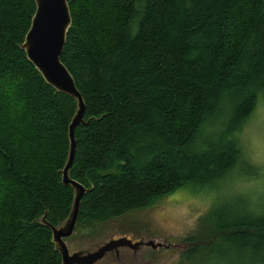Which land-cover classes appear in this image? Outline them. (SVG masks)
Wrapping results in <instances>:
<instances>
[{"label":"trees","instance_id":"trees-1","mask_svg":"<svg viewBox=\"0 0 264 264\" xmlns=\"http://www.w3.org/2000/svg\"><path fill=\"white\" fill-rule=\"evenodd\" d=\"M68 2L61 59L87 122L75 130L70 171L90 189L78 224L183 188L228 193L230 178L255 174L241 133L264 95V0ZM35 11L34 0H0V264H62L41 219L60 225L74 199L62 170L77 100L48 84L22 47ZM219 200L182 264L228 237L264 248V202Z\"/></svg>","mask_w":264,"mask_h":264},{"label":"rangeland","instance_id":"rangeland-1","mask_svg":"<svg viewBox=\"0 0 264 264\" xmlns=\"http://www.w3.org/2000/svg\"><path fill=\"white\" fill-rule=\"evenodd\" d=\"M241 143L245 159L256 167L255 174L230 178L231 174L225 192L245 195L253 204L264 202V95L242 130ZM228 193L195 194L179 189L152 207L107 221L77 224L66 242L72 251L95 250L111 238L126 237L130 245L108 252L97 264H182L190 235L197 231L201 217ZM139 243L144 245H135ZM249 243L219 239L209 253L184 264H264V248L255 250Z\"/></svg>","mask_w":264,"mask_h":264},{"label":"water","instance_id":"water-1","mask_svg":"<svg viewBox=\"0 0 264 264\" xmlns=\"http://www.w3.org/2000/svg\"><path fill=\"white\" fill-rule=\"evenodd\" d=\"M36 11L32 18L29 31L25 36L22 47L28 59L42 74L48 84L58 92L69 95L77 100V111L69 126L70 148L66 164L62 170V182L72 186L74 199L70 214L60 225L54 226L43 216L42 223L50 227L53 242L62 257V264H97L106 254L131 242L122 237L119 240L111 238L106 244L95 250L77 249L72 251L66 242L77 227L81 204L84 195L90 191L81 182L70 175L76 152L75 130L81 124H86L84 119L86 111L85 99L76 85L75 79L61 59L64 51L67 34L72 25V15L68 0H34ZM152 245L151 243H147ZM135 245H144L139 243ZM154 247L160 244L152 245Z\"/></svg>","mask_w":264,"mask_h":264}]
</instances>
